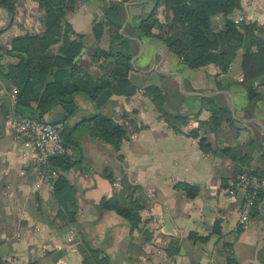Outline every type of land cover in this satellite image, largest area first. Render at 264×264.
Returning a JSON list of instances; mask_svg holds the SVG:
<instances>
[{"label":"crops","instance_id":"1","mask_svg":"<svg viewBox=\"0 0 264 264\" xmlns=\"http://www.w3.org/2000/svg\"><path fill=\"white\" fill-rule=\"evenodd\" d=\"M111 3H120L124 11L116 27L122 38L112 42L121 48L130 47L124 38L136 44L130 51V78L137 87L128 96L110 94L97 107L76 96V109L67 118L77 138L76 150L69 152L76 162L65 173L75 189V216L68 226L49 223L56 206L51 189L37 185L36 170L18 172L17 153L27 149V143L5 123L11 115L1 105L5 98L9 103L12 99L0 77V259L6 264H264V192L251 207L249 221L240 225L234 208L241 191L225 195L222 185V178L237 166L264 167V85L252 83L260 96L247 104L246 86L237 79L242 75L240 49L224 70L214 63L189 68L159 38L141 34V18L153 10L160 16L161 6L154 0H78L66 20L75 32L84 33V49L109 45L113 26L103 22L97 40L91 27L105 21L104 10ZM239 14L254 21L257 35L264 37V0H239L228 15ZM39 16L34 0H18L12 15L0 5V51L11 36L39 31ZM215 21L219 23V17ZM80 56L88 60L84 51ZM151 85L165 94L160 104L151 99ZM208 95L224 104L231 118L206 134L212 150L204 151L199 136L190 132L209 116L201 106ZM56 109L44 118L49 120ZM171 111L187 116L179 131L164 120L162 112ZM94 112L126 128L116 152L79 125ZM236 144L241 154L249 155L240 162L217 153L223 145ZM180 182L195 187V193L189 196ZM126 185L136 186L132 198L140 203L133 225L114 210L99 207L103 196Z\"/></svg>","mask_w":264,"mask_h":264},{"label":"trees","instance_id":"2","mask_svg":"<svg viewBox=\"0 0 264 264\" xmlns=\"http://www.w3.org/2000/svg\"><path fill=\"white\" fill-rule=\"evenodd\" d=\"M34 1L40 10V30L11 36L8 47L0 51V77L7 89L10 90L12 86L16 88L12 101L9 103L5 98L1 107L5 114L28 115L39 120H45L44 115L56 107L49 120L60 123L61 142L76 150L77 138L73 133L75 126L67 122L68 116L76 109V96L81 94L97 107L106 102L110 94H132L137 83L130 78L133 70L130 51L134 50L136 44L134 40L127 41L124 38V44L131 42L130 47L121 48L112 42L122 38L116 27L121 23L124 11L120 3H111L104 10L105 21H97L91 27L97 40L101 35L103 22L113 26L109 45L100 47L95 44L85 47L83 51L88 54V60L84 61L85 58L80 56L74 61V55L84 46V33L72 29L66 20V13L73 10L78 0ZM17 2L18 0H0V5L12 15ZM154 2L161 6L160 16L155 15L153 10L141 18L138 23L141 34L159 38L168 51L189 68L214 63L224 70L240 49L241 81L246 86L247 104H252L260 96L252 83L255 80L264 85V37L257 35L258 26L254 21L243 18L234 22L228 15L231 7H239V0ZM215 17H219V23L215 21ZM148 91L157 104L165 100V94L160 92L158 86L151 85ZM261 96L264 98V89ZM201 106L209 110V116L205 120H199L190 133L199 136L198 144L202 150L210 151L211 142L206 134L215 132L223 120L231 117L228 115V108L216 102L213 95L203 96ZM162 115L174 131H179L187 119L185 114L177 111L162 112ZM79 125L84 126L91 135L108 143L115 152L127 133L122 123L100 112L92 113L81 120ZM234 130L239 128L234 126ZM248 144L250 147L254 146L251 140ZM217 153L236 161H242L249 156L241 154V148L237 144L223 145L217 149ZM69 154H51L46 160V165L57 171L51 188V198L56 209L49 223L61 227L73 223L75 216V189L65 173L76 160ZM117 157L120 158V155L117 154ZM242 169L264 176V167L250 169L247 166H237L228 176ZM104 174L112 180L109 171ZM228 176L222 178L223 187ZM177 185L185 187L189 196L196 191L192 185L182 182ZM135 190V185L123 186L110 196H103L99 207L114 210L133 225L135 210L140 205L138 198H132ZM259 194L261 193L257 196ZM227 261H230V255H227ZM0 264L6 262L0 259ZM26 264L38 263L29 261Z\"/></svg>","mask_w":264,"mask_h":264},{"label":"built area","instance_id":"3","mask_svg":"<svg viewBox=\"0 0 264 264\" xmlns=\"http://www.w3.org/2000/svg\"><path fill=\"white\" fill-rule=\"evenodd\" d=\"M241 14L233 17L236 22L243 19ZM3 20H0V25ZM238 80L242 75L237 76ZM257 84V81H253ZM16 92L15 86L9 90V97L13 99ZM5 123L9 130L22 137L27 143V149H21L17 153L20 167L19 174L24 173L28 168L36 170L37 185L47 189L53 187L57 171L46 165L47 157L51 154L69 153L70 147L61 142L59 136L60 123L50 120H39L28 115L7 116ZM236 190L241 191L240 200L235 206L237 222L245 225L250 219V210L257 199L259 192H264V176H258L253 172L242 169L225 179L223 192L225 195H233ZM68 239H72V232L69 230Z\"/></svg>","mask_w":264,"mask_h":264},{"label":"water","instance_id":"4","mask_svg":"<svg viewBox=\"0 0 264 264\" xmlns=\"http://www.w3.org/2000/svg\"><path fill=\"white\" fill-rule=\"evenodd\" d=\"M83 50H84V47H81L79 49V51L74 55V57H73L74 61L80 56V54L82 53Z\"/></svg>","mask_w":264,"mask_h":264}]
</instances>
